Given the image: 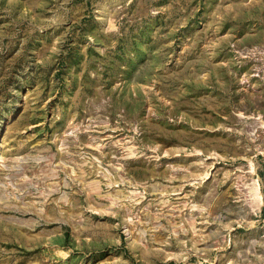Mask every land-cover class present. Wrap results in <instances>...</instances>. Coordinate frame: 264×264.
Returning <instances> with one entry per match:
<instances>
[{"label":"rangeland","instance_id":"obj_1","mask_svg":"<svg viewBox=\"0 0 264 264\" xmlns=\"http://www.w3.org/2000/svg\"><path fill=\"white\" fill-rule=\"evenodd\" d=\"M0 264H264V0H0Z\"/></svg>","mask_w":264,"mask_h":264}]
</instances>
